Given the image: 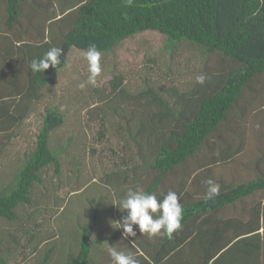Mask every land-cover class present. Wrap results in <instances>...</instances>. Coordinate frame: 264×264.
<instances>
[{
  "label": "trees",
  "instance_id": "1",
  "mask_svg": "<svg viewBox=\"0 0 264 264\" xmlns=\"http://www.w3.org/2000/svg\"><path fill=\"white\" fill-rule=\"evenodd\" d=\"M25 2L41 13L33 20L26 16L32 25H24L25 32L34 30L33 40L16 46L7 37L1 44L4 29L0 23V142L29 118L34 102L48 94L57 74L75 58L74 51L85 54L95 45L107 57L132 43L138 44L143 55L130 72L105 62L95 86L85 83L88 68L82 69L78 76L82 82H76L73 90L78 103L62 110L60 102L48 104L42 111L35 147L24 155L0 193V218L17 220L18 208L28 205L36 208L39 218L57 214L53 243L47 242L52 233L32 235L45 249L38 264H102L97 262L104 256L98 247L101 235L95 229L102 222L120 231L110 221L120 220L126 212L112 204L129 189H143L158 198L174 191L184 210L181 228L171 237L163 235L165 242H172L167 254L160 257L158 245L144 237L135 240L138 249L131 244L138 264H153L139 249L160 264L176 247L189 251L199 245V261L189 264H264V202L249 208L247 220L226 213L228 205L264 191V171L236 184L210 170L200 174L204 164L192 163L203 148L214 166L218 161H232L245 147L242 139H227L224 130L241 136L232 116L238 110V116H243L241 100L256 78L264 79V0H53L50 5L39 0H5L7 27L20 22ZM52 47L64 50L62 63L33 73L30 62ZM152 70L161 71L171 82L150 81ZM186 72L191 78L183 87L178 82L185 80L181 77ZM201 74L206 76L203 84L196 81ZM18 96L22 100L17 101ZM83 111L88 125L101 123L99 130L107 128L110 115L117 118V134L126 142L121 150L129 157L117 150L112 162L99 156L104 170L100 180H90L94 193L87 194L89 187H85L81 196L71 197L63 187L74 185L81 190L85 186L78 179L82 160L72 157L73 181L67 183L61 172L62 158L74 156L73 138L54 149L51 136L68 123L69 115ZM69 124L76 127L78 120ZM216 149L219 156L213 157ZM207 179L220 185V194L211 200L206 196ZM101 183L108 188L98 190ZM68 224H73L69 230ZM105 259L113 264L110 256ZM0 264L10 263L0 255Z\"/></svg>",
  "mask_w": 264,
  "mask_h": 264
},
{
  "label": "rangeland",
  "instance_id": "2",
  "mask_svg": "<svg viewBox=\"0 0 264 264\" xmlns=\"http://www.w3.org/2000/svg\"><path fill=\"white\" fill-rule=\"evenodd\" d=\"M39 1L47 5L53 2V0ZM5 6V0H0V23L4 29L1 44L6 43L7 37L13 38L16 41V46L22 41L33 40L32 34L35 33V31L29 30L25 32L24 25H29V27L32 25L30 21L26 20V16L33 20L32 17L37 16L36 13H38V15L41 14L39 9L28 2L23 3L20 22L11 27H7L4 23L6 20V13L3 14ZM150 40L152 41L155 39L150 38ZM128 44L130 46L124 44L114 56L105 57L101 55V66L105 62L110 64L115 63L119 70L130 72L133 65L143 60V55L142 52L138 50V44ZM74 57L75 58L68 68L59 73V75L57 74L54 82L50 84L48 88V94H43L41 100H37V103L34 102L32 105L33 111L30 113L29 118L19 124L14 131H10L7 134L6 137L9 136V139H6L5 142H0V193L8 187L12 174L22 163L24 155L35 147L36 135L41 126L42 111H44L48 104H57L60 102L62 110L75 102L78 103L76 100L77 91L73 90L78 87L76 82H82L78 77L80 71L84 68H88V65L84 59V52L74 51ZM224 63L226 66L229 65L227 61H224ZM225 65L222 67L226 68ZM155 71L152 70V72L149 73L150 81H158L164 84H169L171 82L168 77L165 78V74L161 71ZM183 74L185 76L181 78L185 80L178 82V84L185 87L186 82L191 78V74L187 72ZM192 76H194V74H192ZM106 80L105 78V81ZM255 81L252 90L249 93L247 92L240 102V109L245 105V111L243 109L242 112L243 116H238V113H240L239 110L232 116V123L238 126L237 131L240 132L241 136H233L232 131L224 130L227 139H230V137H233L234 140L242 139L245 143L244 149L232 161L227 163L218 161L219 163L217 165L212 166L210 164V162H212L211 155L208 156V151L203 148L199 156L196 158L194 157L192 161L193 165L196 167L201 163L204 164V168L198 170L200 174H204L210 170L224 180L237 184L256 178L260 175L261 170L264 171V79L256 78ZM16 98L17 101L22 100L21 96ZM75 113L69 115L71 119L66 120H78L76 127H72L69 121L68 123L65 122L67 124L55 130L54 134L51 136V146L54 149L70 137L73 138L71 140L73 144L71 152L74 156L71 155L68 157L66 155L62 158L63 171L61 172L65 173L63 178L67 183L70 179L73 181V176H71V169L73 168L72 157L82 160V172L79 174L78 179L85 182V186L81 190H76L77 188L74 185H71V187L70 185H65L63 187L64 191L71 197L81 196L88 187L86 193H94L91 187L93 183L90 180L92 178L100 180L104 170L103 162L99 156L101 158L103 157V160L107 157V160L112 162L115 156L113 151L117 150L123 153L121 147H123L124 143L126 145L122 136L117 134V129L119 128L117 118L110 115L107 128L103 127L102 130H99L100 122L88 125L83 118L84 111L79 112L78 116L74 115ZM94 155L95 157H93ZM123 156L127 158L129 154L125 152ZM216 156H219L218 149H216L213 157ZM210 166L212 167L208 168ZM87 179H89L88 182H86ZM75 180L76 178H74V181ZM85 187L86 189H84ZM107 188L106 184H98V190H106ZM164 188H166V185H164ZM260 201L264 202V191L255 192L232 205H228L226 213L229 216L236 215L247 220L249 208ZM35 209L36 208L33 209L29 205L21 206L18 208L19 217L17 220L12 221L6 218H0V255L5 257L10 264H18L17 262H21V264H38L43 259L45 249L41 248L43 247L41 245L42 243L39 244L38 240L33 239V234L42 237L45 233H52L51 239L47 241L48 244L53 243L56 239L53 234L55 233L54 220L57 214L54 215V217L46 215L45 217L40 216L39 218ZM52 212L54 213L55 209H52ZM72 221L73 220H71V222ZM46 227H48V232L44 231ZM71 227H73V224H68V230ZM40 237H38V239H40ZM154 241L160 242L161 238L156 237ZM58 249L59 248L56 250L57 252ZM106 264H110V262Z\"/></svg>",
  "mask_w": 264,
  "mask_h": 264
},
{
  "label": "clouds",
  "instance_id": "3",
  "mask_svg": "<svg viewBox=\"0 0 264 264\" xmlns=\"http://www.w3.org/2000/svg\"><path fill=\"white\" fill-rule=\"evenodd\" d=\"M64 50L52 47L42 57L35 58L30 62L33 73H44L49 67L56 68L62 63L61 57ZM88 65V77L86 84L95 86L97 76L100 75L101 53L95 45H90L84 54ZM206 76L201 74L196 77L199 84L205 82ZM85 85L82 84L81 88ZM207 186L206 196L211 200L220 194V185L212 179L204 181ZM121 212H126L120 220L110 221L114 229H123V238L135 237L137 235L133 226H137L141 234L149 237L157 235L172 236L181 228L184 210L180 203V197L174 191H168L158 198L155 193L145 192L143 189H129L125 196L115 203ZM115 225V226H114ZM108 253L113 264H138V261L130 252L118 250L115 246L108 247Z\"/></svg>",
  "mask_w": 264,
  "mask_h": 264
},
{
  "label": "crops",
  "instance_id": "4",
  "mask_svg": "<svg viewBox=\"0 0 264 264\" xmlns=\"http://www.w3.org/2000/svg\"><path fill=\"white\" fill-rule=\"evenodd\" d=\"M102 203L108 204V202H106V201L102 202ZM115 203L113 202L112 205H114ZM102 216H103V214H101V218H102ZM115 220H119V219L116 218ZM103 225L104 224L102 222H99V225L97 226V229H95L97 234L101 235V240H99L98 247L100 248V252L99 253H103L104 256H99L101 258H97V260L99 259L97 262H100L102 264H106L107 261H106L105 258H106V256H110L109 253H108L109 245L110 246H115L118 250H122V251H125V252H130L131 254H133L131 244L133 246H136V249H138L136 241L139 238L144 237V239H146L147 242L155 243V244L158 245L156 250L159 249L157 251V253L161 257L165 252L167 254V250H169V247L172 244V242H169L168 240H167V242H165L166 237H163V235H157V236L149 237V235H147V234H141L139 232V230L136 232L137 235L135 237H131L130 236V237L126 238V240H125V238H123V236H122V232H123L122 228L120 229V231L117 232L115 230H110L108 228V226H106V225L103 226ZM133 229L135 231V229H136L135 225L133 226ZM262 233H264V229H262ZM156 237H160L161 241L160 242H155L154 239ZM199 246L197 247L198 249H200ZM197 248H194L192 250L186 251V250H184L182 248V246L176 247V248L171 250L170 254L165 256V258L161 259L160 264H189L190 262L193 263L194 261L198 262L199 259H198V254L197 253L199 252V250ZM148 251H150L152 253L153 250L151 248ZM139 252L142 253L143 256L145 255L147 260H150L151 263L157 264L156 262L154 263V261L152 260L153 258L151 256H149L148 254L146 255L145 252L142 249H139ZM171 255L173 257H170ZM190 258H191L192 261L190 260Z\"/></svg>",
  "mask_w": 264,
  "mask_h": 264
}]
</instances>
